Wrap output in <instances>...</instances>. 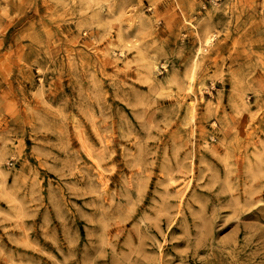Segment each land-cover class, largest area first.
<instances>
[{
    "label": "rangeland",
    "instance_id": "374dc122",
    "mask_svg": "<svg viewBox=\"0 0 264 264\" xmlns=\"http://www.w3.org/2000/svg\"><path fill=\"white\" fill-rule=\"evenodd\" d=\"M0 264H264V0H0Z\"/></svg>",
    "mask_w": 264,
    "mask_h": 264
},
{
    "label": "bare ground",
    "instance_id": "6f19581e",
    "mask_svg": "<svg viewBox=\"0 0 264 264\" xmlns=\"http://www.w3.org/2000/svg\"><path fill=\"white\" fill-rule=\"evenodd\" d=\"M251 170H252V172H256V171H257V168L252 167ZM228 185H229L228 187L230 188V190L233 189V186H235V184L230 183V181H229ZM218 196H219V195H218Z\"/></svg>",
    "mask_w": 264,
    "mask_h": 264
},
{
    "label": "built area",
    "instance_id": "2783aa9c",
    "mask_svg": "<svg viewBox=\"0 0 264 264\" xmlns=\"http://www.w3.org/2000/svg\"><path fill=\"white\" fill-rule=\"evenodd\" d=\"M211 1H213L214 3H217L219 0H211Z\"/></svg>",
    "mask_w": 264,
    "mask_h": 264
}]
</instances>
